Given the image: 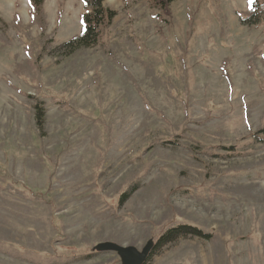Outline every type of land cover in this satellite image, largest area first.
I'll return each mask as SVG.
<instances>
[{
  "label": "rangeland",
  "instance_id": "obj_1",
  "mask_svg": "<svg viewBox=\"0 0 264 264\" xmlns=\"http://www.w3.org/2000/svg\"><path fill=\"white\" fill-rule=\"evenodd\" d=\"M104 5L0 0V264H264V0Z\"/></svg>",
  "mask_w": 264,
  "mask_h": 264
},
{
  "label": "trees",
  "instance_id": "obj_2",
  "mask_svg": "<svg viewBox=\"0 0 264 264\" xmlns=\"http://www.w3.org/2000/svg\"><path fill=\"white\" fill-rule=\"evenodd\" d=\"M31 3L39 7L42 5L44 0H30ZM87 6L90 7L91 10L87 12L84 17V30L83 33L72 39L71 41L65 44V47L68 48L67 53H72L83 47H91L94 46L101 35V28L106 22H110L116 15L114 10H111L104 5V0H83ZM151 3L160 9V11L164 15H171L170 5L174 2V0H149ZM37 115L36 121L37 125L40 129H44L45 124V112L41 107H36ZM131 192H127L122 195L121 203L126 201ZM194 235L197 237L210 238V234H205L201 229L193 227L191 225H182L178 227H173L168 229L158 240V243L155 245L154 249H158L167 243L176 240L178 237L183 235ZM152 251L150 257L154 253ZM149 257V258H150Z\"/></svg>",
  "mask_w": 264,
  "mask_h": 264
},
{
  "label": "water",
  "instance_id": "obj_3",
  "mask_svg": "<svg viewBox=\"0 0 264 264\" xmlns=\"http://www.w3.org/2000/svg\"><path fill=\"white\" fill-rule=\"evenodd\" d=\"M155 247L150 241L141 251L133 246H121L113 242H104L99 248L114 251L121 257L123 264H145Z\"/></svg>",
  "mask_w": 264,
  "mask_h": 264
}]
</instances>
